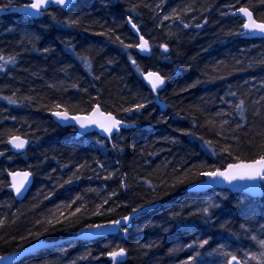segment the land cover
Returning <instances> with one entry per match:
<instances>
[{
	"label": "trees",
	"instance_id": "obj_1",
	"mask_svg": "<svg viewBox=\"0 0 264 264\" xmlns=\"http://www.w3.org/2000/svg\"><path fill=\"white\" fill-rule=\"evenodd\" d=\"M240 8L264 23V0H78L38 19L0 16V255L155 205L118 235L62 242L18 264H112L119 249L125 264H264V194L186 190L264 156V40L243 37ZM148 70L167 79L165 112ZM96 106L136 128L75 140L52 120ZM14 136L31 141L25 153L8 149ZM17 170L34 175L22 202L8 190Z\"/></svg>",
	"mask_w": 264,
	"mask_h": 264
},
{
	"label": "water",
	"instance_id": "obj_2",
	"mask_svg": "<svg viewBox=\"0 0 264 264\" xmlns=\"http://www.w3.org/2000/svg\"><path fill=\"white\" fill-rule=\"evenodd\" d=\"M26 2L23 6H15L11 9H0V16L3 15H25L31 19H38L42 13L49 10L51 6L58 7L63 10H68L72 5H74L78 0H64V3H57L56 0H46V2L39 8V10L31 7L33 3H36V0H24ZM241 9H246L248 12L252 14V19L257 24H264L262 22H258L253 13L247 8H240L236 11V16L240 18L243 22L242 31L243 37L247 39H262L264 40V32H260L258 30H254L253 28H245L244 25L249 23L248 17L241 12ZM130 28L133 33L138 38V52L141 56H145L149 52V41L144 38L140 32L133 27L132 22H129ZM147 42L146 50H144L143 46ZM165 53H168L169 50L166 47H163ZM152 74V75H149ZM156 77H159L160 80L163 81L162 84H158V86L153 89L152 82L155 81ZM142 78L146 86L148 87L151 94L154 96L155 105L159 108L160 112H165L167 110V105L164 100L160 98L162 91L165 89L167 85V79L159 72L154 70H148L142 74ZM67 115V119L64 117ZM111 117L114 120L120 121L119 125L116 128H113L110 132L104 131V127L101 125L107 126L111 123L107 118ZM52 120L62 128H74L75 129V140H81L91 134H97L102 139L107 141H111L115 136H118L122 130H128L136 128L135 123H127L116 118L115 115L111 113L104 112L100 107L96 106L87 114H70L67 111H54L52 113ZM81 123H84L86 126L81 127ZM118 129V130H117ZM19 141H23L24 145L22 148H17L14 146L15 143ZM31 145V141L21 137L14 136L11 137L7 142L8 149L14 154H23L25 153ZM0 154V158H1ZM260 159L256 160L259 161ZM256 161L251 162H239L228 165L225 169L216 171L223 172L229 175L235 173L236 169H231L230 166L238 165V164H254ZM258 167V166H257ZM216 172L208 173L201 181L190 184L187 187V192L191 194H203L212 190L219 191H227L233 194H243L252 199H261L264 194L263 181L264 179H260V176H264V172H260L259 175L255 179H240L239 176L229 180L225 179L224 176L214 175ZM27 173V176L24 174ZM8 180H9V192L13 195L14 199L17 202H22L27 195L29 194L32 186L34 184V175L29 170H17L8 172ZM19 189V191H17ZM156 209L155 205H149L144 208H141L130 215L120 218L116 221L107 223V224H99L87 227L76 234L68 237L65 240L59 241H46L39 240L28 246H25L15 252L9 254L0 255V264H18L22 260L37 255L40 252L48 250L49 248H53L59 245L62 242H72V241H84V242H92L98 239H102L105 237L115 236L120 233L125 228H128L132 225L134 221L139 219L142 215ZM119 222V223H117ZM123 250L122 256H116L115 260L112 258V253L109 255V260L112 264H125L128 259V251L125 249H119L115 252H120ZM227 264H246L241 259L235 257V259H229Z\"/></svg>",
	"mask_w": 264,
	"mask_h": 264
},
{
	"label": "snow or ice",
	"instance_id": "obj_3",
	"mask_svg": "<svg viewBox=\"0 0 264 264\" xmlns=\"http://www.w3.org/2000/svg\"><path fill=\"white\" fill-rule=\"evenodd\" d=\"M46 2V0H36V3H33L31 5L32 8L39 10V8ZM57 3H64V0H56ZM241 12H243L249 19V23L245 24L244 27L245 28H253L254 30H258L260 32H264V24H257L253 19H252V14L250 12H248L246 9H241ZM133 27H135V25H133ZM146 45L147 42H145L143 48L144 50H146ZM152 75V74H149ZM163 81L160 80L159 77H156L155 81L152 82V87L153 89H155L158 84H162ZM64 119H67V115H65L64 117H62ZM108 120L111 121L110 124H108L107 126L101 125L102 127H104V131L110 132L113 128H116L120 121L118 120H114L111 117L107 118ZM86 125L84 123H81V127H85ZM118 130V129H117ZM24 145L23 141H19L18 143H15L14 146L17 148H22ZM258 166V167H257ZM231 169H236L237 171L235 173H232V175L223 173V172H216L214 175H219V176H224L225 179H233L236 176H239L240 179H244V178H248V179H255L260 172H264V156L261 157V159L259 161H256L254 164H238V165H232L230 166V171ZM25 176H27V173L24 174ZM260 179H264V176H260ZM17 191H19V189H17ZM119 223V222H117ZM123 250H121L120 252H113L112 258L115 260L116 256H122ZM233 259H235V257H233Z\"/></svg>",
	"mask_w": 264,
	"mask_h": 264
},
{
	"label": "rangeland",
	"instance_id": "obj_4",
	"mask_svg": "<svg viewBox=\"0 0 264 264\" xmlns=\"http://www.w3.org/2000/svg\"><path fill=\"white\" fill-rule=\"evenodd\" d=\"M75 262H72V263H70V264H74Z\"/></svg>",
	"mask_w": 264,
	"mask_h": 264
},
{
	"label": "bare ground",
	"instance_id": "obj_5",
	"mask_svg": "<svg viewBox=\"0 0 264 264\" xmlns=\"http://www.w3.org/2000/svg\"><path fill=\"white\" fill-rule=\"evenodd\" d=\"M2 155V154H1ZM2 157V156H1ZM10 172H12V171H10Z\"/></svg>",
	"mask_w": 264,
	"mask_h": 264
}]
</instances>
